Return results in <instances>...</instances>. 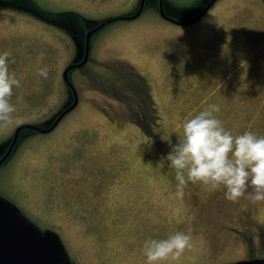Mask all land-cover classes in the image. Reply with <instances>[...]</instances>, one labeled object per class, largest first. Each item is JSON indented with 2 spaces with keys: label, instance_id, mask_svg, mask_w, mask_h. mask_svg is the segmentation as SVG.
I'll use <instances>...</instances> for the list:
<instances>
[{
  "label": "rangeland",
  "instance_id": "1",
  "mask_svg": "<svg viewBox=\"0 0 264 264\" xmlns=\"http://www.w3.org/2000/svg\"><path fill=\"white\" fill-rule=\"evenodd\" d=\"M12 1L29 12L5 5ZM208 1L163 0L173 23L160 16L158 0H146L138 18L97 31L87 64L69 73L79 96L75 109L48 134L22 131L16 154L0 169V196L38 230L57 233L73 264H146L143 240L177 230L191 234L192 246L160 264L264 256V228L252 224L250 232L241 218L243 210L264 224V201H231L222 188L198 181L178 198L165 158L182 121L209 103L220 105L217 115L234 134H264L262 0H217L195 23H175L191 20ZM139 2L0 0V50L12 52L10 69L22 78L12 96L14 119L0 123V158L18 125L44 127L71 104L62 73L82 60L86 33L106 19L133 15ZM69 12L79 15L77 26L69 17L48 20ZM218 47L232 56L214 58ZM122 64L146 80L154 120ZM43 66L47 76L37 71Z\"/></svg>",
  "mask_w": 264,
  "mask_h": 264
},
{
  "label": "clouds",
  "instance_id": "2",
  "mask_svg": "<svg viewBox=\"0 0 264 264\" xmlns=\"http://www.w3.org/2000/svg\"><path fill=\"white\" fill-rule=\"evenodd\" d=\"M11 56L10 50H0V123L3 124L14 119L16 105L12 96L22 79L10 69ZM37 71L47 76L46 66ZM220 110L219 104L209 103L182 121V132L165 157L175 172V196L182 198L189 181H198L213 190L222 188L224 197L231 201L241 197L264 201V134L253 130L234 134L217 115ZM191 241V234L182 230L161 238H145L142 251L146 264L176 261L192 246Z\"/></svg>",
  "mask_w": 264,
  "mask_h": 264
},
{
  "label": "water",
  "instance_id": "3",
  "mask_svg": "<svg viewBox=\"0 0 264 264\" xmlns=\"http://www.w3.org/2000/svg\"><path fill=\"white\" fill-rule=\"evenodd\" d=\"M217 0H209L205 6L191 20L178 25L192 24L203 17L211 6ZM145 0H140L137 11L130 16H118L106 19L101 23L94 25L86 35L84 40V57L80 62H75L67 66L62 79L70 90L73 101L66 106L52 122L44 127L33 124H21L16 127L13 137L9 143L7 151L0 158V166L9 158L13 147L15 146L19 134L24 130H31L41 134L52 132L61 120L75 109L78 102L76 90L69 79V73L84 66L88 60L90 50V38L106 25L117 20H134L138 18L144 9ZM158 11L160 16L170 22L174 20L169 18L163 10V0H158ZM0 264H73L60 236L50 230L40 231L33 223L25 218L19 208L0 196ZM228 264H264L263 259L243 260Z\"/></svg>",
  "mask_w": 264,
  "mask_h": 264
},
{
  "label": "trees",
  "instance_id": "4",
  "mask_svg": "<svg viewBox=\"0 0 264 264\" xmlns=\"http://www.w3.org/2000/svg\"><path fill=\"white\" fill-rule=\"evenodd\" d=\"M5 2V1H4ZM13 2V1H12ZM207 3V2H206ZM13 5H10V4H8V3H6L5 5H8L9 7H11V8H19V9H17V10H25V11H28L27 9H28V7H26V6H24L23 5V3H21V5H20V3L19 4H15L14 2L12 3ZM29 12V11H28ZM29 14H31V13H29ZM33 15V14H32ZM79 15H77V14H74V13H71V12H69V13H63V14H61V15H59V16H56L55 18H48V20L49 21H53L54 23H58L59 24V22L60 21H64V20H62L63 18H65V17H69L70 18V20H71V25H73V26H77V24H79V17H78ZM36 17V16H35ZM66 21H68V20H66ZM52 24V23H51ZM123 67V68H122ZM121 69L123 70V71H125V72H123L124 74H128V78H132L133 80H135V86H136V88H134L135 90H136V93H137V96H138V99L140 100V102L142 101V103L143 104H145L143 107H145V109H146V112H148V115H150L151 114V117H153V120L155 119V117H154V114H155V108H154V106H153V101H152V99H151V97H150V94H149V87H148V84L146 83V80L145 79H143L137 72H135L133 69H131V68H129V67H127L126 65H124V64H122L121 65ZM86 76V75H85ZM131 90L132 88L131 87H129L128 86V90ZM127 94V93H126ZM133 95H135V93H134V91H133V93H132ZM122 96L124 97V98H122V97H120V96H118L117 98L121 101H125V98H127L128 96L127 95H125V94H122ZM138 99L136 100V102H134L136 105L138 104L139 106L141 105V104H139L138 103ZM148 103V104H147ZM145 113V112H144ZM145 118H147V116H146V114H145ZM156 118H158V117H156ZM140 121V120H139ZM142 121H144L143 119H142ZM143 125H144V122H143ZM145 126H146V124H145ZM148 129H150V131H151V125H148V127H147ZM152 133V132H151ZM155 137H156V134L154 135Z\"/></svg>",
  "mask_w": 264,
  "mask_h": 264
},
{
  "label": "flooded vegetation",
  "instance_id": "5",
  "mask_svg": "<svg viewBox=\"0 0 264 264\" xmlns=\"http://www.w3.org/2000/svg\"><path fill=\"white\" fill-rule=\"evenodd\" d=\"M146 1V0H145ZM262 3H263V6H264V0H262ZM145 5V4H144ZM145 7V6H144ZM143 11H144V9H143ZM143 13V12H142ZM142 15V14H141ZM47 24V23H46ZM49 25V24H48ZM95 34V33H94ZM94 34H92V36L94 35ZM91 36V37H92ZM91 39V38H90ZM84 48V47H83ZM90 52H91V45H90V50H89V55H90ZM83 54V56H82V59H83V57H84V49H83V52L81 53V55ZM89 55H88V60H89ZM230 56H232L231 55V53L227 50V49H225V48H220V47H218L217 49H216V51H215V57L214 58H218V60H221L222 62H225ZM88 60H87V62H88ZM87 62H86V64H87ZM85 64V65H86ZM84 67V66H83ZM83 67H81V68H83ZM77 70V69H76ZM135 71V70H134ZM135 72H137V71H135ZM138 74H139V72H137ZM140 75V74H139ZM141 76V75H140ZM142 77V76H141ZM143 78V77H142ZM70 79V78H69ZM144 79V78H143ZM63 80V79H62ZM64 82V81H63ZM72 83V82H71ZM73 84V83H72ZM74 86V85H73ZM75 88V87H74ZM76 90V89H75ZM70 91V90H69ZM76 93H77V96H78V92H77V90H76ZM70 95L72 96V94H71V92H70ZM68 96H69V93H68ZM70 100V97L68 98V100L67 101H69ZM72 101H73V96H72ZM78 101H79V96H78ZM72 103V102H71ZM77 104H78V102H77ZM21 124H27V123H21ZM20 124V125H21ZM19 126V125H18ZM58 126V125H57ZM13 134H14V132H13ZM21 134V133H20ZM20 134H19V136H18V139H17V142H16V144H15V146L13 147V149H12V151H11V154H10V156H9V158L0 166V169L3 167V165L6 163V162H8L10 159H12L13 158V156L16 154V152H17V149H18V147L20 146V142H21V138H20ZM12 137H13V135H12ZM11 141V140H10ZM8 147H9V144H8ZM7 147V148H8ZM7 148H6V150H5V152L7 151ZM4 152V153H5ZM174 171V170H173ZM239 203L240 202H235V205H239ZM242 212H243V214H244V217H241V218H245L246 220H245V222L248 224L249 223V228H248V231H250V232H252V229H251V226H252V224L255 226V227H257V229L258 230H261V229H263L264 228V224H262V223H260L259 225H255V222L257 221V219L256 218H251L249 215V212H246V211H243L242 210ZM232 230V229H231ZM235 230V229H234ZM233 230V231H234ZM236 231H238V230H236ZM239 233H242V234H245V232H243V231H239ZM249 235H251V234H249ZM256 252V251H255ZM255 256H246L245 258H241V259H236V260H233V261H229L230 263H234V262H238V261H243V260H253V259H263L264 258V256H258V253H256V254H254Z\"/></svg>",
  "mask_w": 264,
  "mask_h": 264
}]
</instances>
